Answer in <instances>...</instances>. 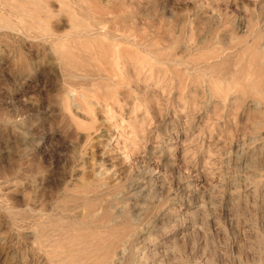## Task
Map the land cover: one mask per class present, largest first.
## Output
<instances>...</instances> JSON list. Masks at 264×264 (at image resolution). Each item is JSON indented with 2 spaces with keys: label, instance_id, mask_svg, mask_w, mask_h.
Segmentation results:
<instances>
[{
  "label": "rangeland",
  "instance_id": "obj_1",
  "mask_svg": "<svg viewBox=\"0 0 264 264\" xmlns=\"http://www.w3.org/2000/svg\"><path fill=\"white\" fill-rule=\"evenodd\" d=\"M129 262L264 264V0H0V264Z\"/></svg>",
  "mask_w": 264,
  "mask_h": 264
},
{
  "label": "bare ground",
  "instance_id": "obj_2",
  "mask_svg": "<svg viewBox=\"0 0 264 264\" xmlns=\"http://www.w3.org/2000/svg\"><path fill=\"white\" fill-rule=\"evenodd\" d=\"M119 254H120V253H119ZM116 256H117V257H116V258H115V260L113 261L114 263H115V262H117V261H118V259H119V256H118V254H117ZM131 258H132V257H131ZM129 259H130V258H129ZM130 260H131V259H130ZM127 262H128V261H127ZM127 264H132V263H130V262H129V263H127Z\"/></svg>",
  "mask_w": 264,
  "mask_h": 264
}]
</instances>
